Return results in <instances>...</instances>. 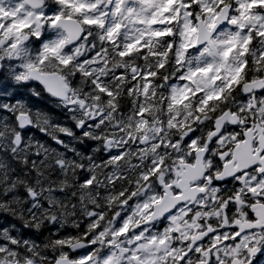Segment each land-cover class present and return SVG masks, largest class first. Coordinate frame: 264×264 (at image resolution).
Wrapping results in <instances>:
<instances>
[{
	"label": "clouds",
	"instance_id": "clouds-1",
	"mask_svg": "<svg viewBox=\"0 0 264 264\" xmlns=\"http://www.w3.org/2000/svg\"><path fill=\"white\" fill-rule=\"evenodd\" d=\"M116 9V0H0V264H133L120 249L135 248L128 241L145 223L136 209L161 194L181 157L203 166L206 206H180L200 214L193 232L220 227L229 201L243 217L246 197H264L248 192L264 174L219 159L232 136L264 127V0ZM125 220L130 234L114 237ZM154 224L149 234L163 232ZM245 235L223 264H264V226ZM168 246L188 251L181 235Z\"/></svg>",
	"mask_w": 264,
	"mask_h": 264
},
{
	"label": "snow or ice",
	"instance_id": "snow-or-ice-1",
	"mask_svg": "<svg viewBox=\"0 0 264 264\" xmlns=\"http://www.w3.org/2000/svg\"><path fill=\"white\" fill-rule=\"evenodd\" d=\"M167 3H172L173 0H166ZM117 9L120 11L121 0H116ZM131 11V10H129ZM94 23V21H89ZM119 25H116L111 31L114 32ZM111 35V32L109 33ZM132 46L130 45L129 48ZM123 55V53H121ZM63 63L67 64L68 60H63ZM235 79V77L233 78ZM103 90V89H102ZM110 94V93H109ZM211 99V97H209ZM207 103V101H205ZM7 109L0 107V115L6 114ZM24 113H19L18 118L23 117ZM22 122V121H21ZM219 124V121H218ZM260 141V147L253 151V145L256 140ZM215 141V138L213 140ZM223 143V142H221ZM191 146L195 152H199L200 149L196 147L193 141ZM226 161L225 167L229 164L232 165L231 170L237 174L240 171L247 168H256L262 174H264V127H255L251 129H245L240 135H234L231 137V150L221 151L220 158ZM163 161H161V165ZM157 169L159 170V167ZM172 179L162 184V191L159 196H153L151 201H146L143 205L137 207L136 213L140 215L145 221L144 225H141L135 229V234L132 235V239L128 241L130 245H135L133 249H120L121 256L131 251V261L133 264H167V258L179 260V264H184V261L188 257L195 253L197 256L207 257L208 264H223L222 255H227L228 251L236 253L239 251L240 244H236L237 241L244 243L247 240L245 233L253 231L258 227L264 226V197L257 196V201L260 203L252 202L246 197L245 200L251 205L246 215L243 217H233L232 210L235 208L236 203L229 201L225 209L226 215L223 218V223L220 227H214L216 221H210L208 230L206 232L191 231L190 229L197 227L194 223L199 217L197 212L193 216V212L186 207H180L182 204L190 205L195 203L197 207H205L204 201L200 200L199 194L205 192V188L202 186L204 179L203 166L200 160H196L195 163L185 162L181 157L178 164L173 168L171 173ZM148 177H145L147 179ZM198 181L200 183H198ZM91 183L90 180L85 181ZM216 184L219 181H212ZM250 187L248 188L249 194H254L259 190H264V186H256L251 181L248 182ZM239 200V194H237V201ZM164 204L161 211L151 212L149 211L154 204ZM176 208H179V212L176 215H172V212ZM147 213V214H146ZM219 215V213H217ZM161 216L164 219H160ZM160 221L163 227V232L157 229V234H149L147 225L153 224L154 221ZM131 221L125 220L119 227L118 231L114 233L115 236L128 235L129 226ZM143 229V230H141ZM168 233L169 235H164ZM181 235L182 240L188 248L186 253L181 255L176 254L175 248L168 246V241L172 236ZM143 241V243H141ZM203 241H208V248H203L201 245ZM111 243V242H110ZM235 245L234 247H230ZM250 252H256V249L249 248ZM144 252V255H140ZM264 254V250H262ZM114 258L108 256L104 260V264H113ZM117 264L119 262L117 261ZM200 264H204V260L200 261Z\"/></svg>",
	"mask_w": 264,
	"mask_h": 264
}]
</instances>
